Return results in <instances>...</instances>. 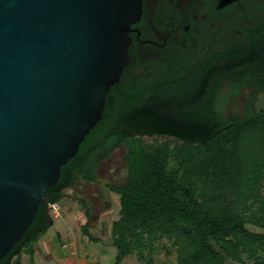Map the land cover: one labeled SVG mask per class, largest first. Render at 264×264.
Masks as SVG:
<instances>
[{
    "label": "trees",
    "instance_id": "1",
    "mask_svg": "<svg viewBox=\"0 0 264 264\" xmlns=\"http://www.w3.org/2000/svg\"><path fill=\"white\" fill-rule=\"evenodd\" d=\"M120 87L111 88L102 119L0 264L33 258L36 242L54 224L49 204L64 213V191L80 179L96 183L102 162L123 144L126 182L107 185L120 195L111 227L115 264L135 254L152 264L147 252L163 238L177 246L181 264H264V232L248 227L264 229V110L256 108L264 92V45L241 41L189 70L178 61L154 79ZM145 136L177 144L148 143ZM78 210L84 235L98 240L86 202Z\"/></svg>",
    "mask_w": 264,
    "mask_h": 264
},
{
    "label": "water",
    "instance_id": "2",
    "mask_svg": "<svg viewBox=\"0 0 264 264\" xmlns=\"http://www.w3.org/2000/svg\"><path fill=\"white\" fill-rule=\"evenodd\" d=\"M141 2L0 0V260L102 119Z\"/></svg>",
    "mask_w": 264,
    "mask_h": 264
},
{
    "label": "flooded vegetation",
    "instance_id": "3",
    "mask_svg": "<svg viewBox=\"0 0 264 264\" xmlns=\"http://www.w3.org/2000/svg\"><path fill=\"white\" fill-rule=\"evenodd\" d=\"M222 1L142 0L118 84L154 79L178 61L189 70L210 53L241 41L264 45V0ZM111 98L116 103L117 96Z\"/></svg>",
    "mask_w": 264,
    "mask_h": 264
},
{
    "label": "rangeland",
    "instance_id": "4",
    "mask_svg": "<svg viewBox=\"0 0 264 264\" xmlns=\"http://www.w3.org/2000/svg\"><path fill=\"white\" fill-rule=\"evenodd\" d=\"M256 108L264 110V92L258 94ZM143 140L148 143L168 142L171 147H175L177 144L173 138L169 137L145 136ZM127 152L128 146L123 144L113 152L111 158L104 160L98 172L99 178L96 183L91 184L80 179L77 184L64 191L66 202L65 209H63L64 213H62L61 217L54 218V224L48 229L44 238L43 236L40 238V241L50 238L57 232L70 233V237L73 240L76 239V241H80L79 237L84 238L81 220L75 217L74 214L78 208L82 207V202H86L87 208L91 212L90 231L93 236L99 239L89 240L86 236L87 240L83 244L81 243L79 249H72L80 254H89L95 264H115L117 250L112 245L111 227L113 220L119 218L120 195L113 192L107 185L108 183L122 185L126 182ZM177 166V162L174 159L171 160L170 169L173 170ZM80 212L83 215V212ZM68 214H72L74 219L64 216ZM248 227L256 232H264V229L257 228L251 224H248ZM23 255L29 257L28 254ZM147 255L153 258L152 264H181L178 248L168 238L159 239L155 242L153 250L148 251ZM28 264H31V262ZM39 264L44 263L40 262ZM121 264H142V262L135 254L126 256Z\"/></svg>",
    "mask_w": 264,
    "mask_h": 264
},
{
    "label": "crops",
    "instance_id": "5",
    "mask_svg": "<svg viewBox=\"0 0 264 264\" xmlns=\"http://www.w3.org/2000/svg\"><path fill=\"white\" fill-rule=\"evenodd\" d=\"M64 216H69V218L74 219L72 214ZM74 216L81 221L84 220L80 210H77ZM48 229L40 236V238H42V236L44 238L45 234L48 232ZM40 238L35 244V254L33 258L30 256L28 257L27 255H22V264H28L29 262H31V264L36 262H38L37 264L40 262L44 264H95L94 260L90 258L89 254L77 253V256H73L71 253L73 250L72 248H80L81 243L83 244V242L87 240L86 236L84 238L79 237L80 241H76V239L73 240V238L70 237V233L65 234L57 232L55 235L46 240L44 239L43 241H40Z\"/></svg>",
    "mask_w": 264,
    "mask_h": 264
},
{
    "label": "built area",
    "instance_id": "6",
    "mask_svg": "<svg viewBox=\"0 0 264 264\" xmlns=\"http://www.w3.org/2000/svg\"><path fill=\"white\" fill-rule=\"evenodd\" d=\"M49 208H50V213L53 216V218H58L61 217L62 215V210H61V206L58 203H50L49 204ZM73 256H77V252L75 250L71 251Z\"/></svg>",
    "mask_w": 264,
    "mask_h": 264
}]
</instances>
